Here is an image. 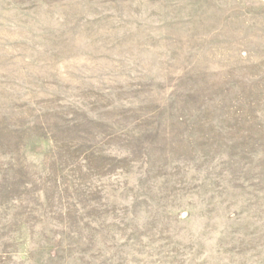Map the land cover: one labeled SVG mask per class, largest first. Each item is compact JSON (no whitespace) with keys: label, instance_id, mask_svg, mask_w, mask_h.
<instances>
[{"label":"rangeland","instance_id":"obj_1","mask_svg":"<svg viewBox=\"0 0 264 264\" xmlns=\"http://www.w3.org/2000/svg\"><path fill=\"white\" fill-rule=\"evenodd\" d=\"M0 264H264V2L0 0Z\"/></svg>","mask_w":264,"mask_h":264},{"label":"crops","instance_id":"obj_2","mask_svg":"<svg viewBox=\"0 0 264 264\" xmlns=\"http://www.w3.org/2000/svg\"><path fill=\"white\" fill-rule=\"evenodd\" d=\"M260 1L264 2V0H260Z\"/></svg>","mask_w":264,"mask_h":264}]
</instances>
